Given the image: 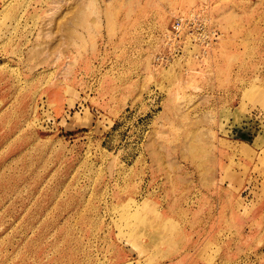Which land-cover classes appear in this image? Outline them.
Returning a JSON list of instances; mask_svg holds the SVG:
<instances>
[{"label":"rangeland","instance_id":"obj_1","mask_svg":"<svg viewBox=\"0 0 264 264\" xmlns=\"http://www.w3.org/2000/svg\"><path fill=\"white\" fill-rule=\"evenodd\" d=\"M0 264H264V0H0Z\"/></svg>","mask_w":264,"mask_h":264},{"label":"built area","instance_id":"obj_2","mask_svg":"<svg viewBox=\"0 0 264 264\" xmlns=\"http://www.w3.org/2000/svg\"><path fill=\"white\" fill-rule=\"evenodd\" d=\"M220 38L221 33L212 26L204 3L173 19L163 36L162 50H166L169 55L162 53L157 56V64L169 65L171 61L184 59L188 55L202 61Z\"/></svg>","mask_w":264,"mask_h":264}]
</instances>
